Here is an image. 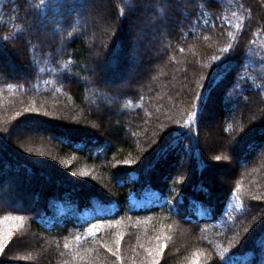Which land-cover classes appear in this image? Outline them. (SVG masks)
Listing matches in <instances>:
<instances>
[{"label":"trees","instance_id":"trees-1","mask_svg":"<svg viewBox=\"0 0 264 264\" xmlns=\"http://www.w3.org/2000/svg\"><path fill=\"white\" fill-rule=\"evenodd\" d=\"M263 1L0 0V264H151L160 243L158 264H264ZM138 24L149 55L166 44L144 61L156 76L106 84L142 56ZM202 91L213 144L191 115ZM177 121L191 135L162 137ZM25 124L46 148L13 143ZM204 149L234 164L227 183Z\"/></svg>","mask_w":264,"mask_h":264},{"label":"rangeland","instance_id":"rangeland-1","mask_svg":"<svg viewBox=\"0 0 264 264\" xmlns=\"http://www.w3.org/2000/svg\"><path fill=\"white\" fill-rule=\"evenodd\" d=\"M264 2V1H263ZM264 5V4H263ZM264 10V9H263ZM101 18L104 19V21L108 22V15L107 14H104L101 16ZM143 24L140 25L139 27V24H138V28H136L135 31H133V39L136 40V38H139L138 40H141V42H143V45L141 48H139L140 50L143 49V52H142V56L139 57V59L137 58V60L135 61L134 64H132L131 61H133L131 58L129 59L130 60V65L129 67L125 68V70H123V75L122 73L119 75V76H116V78H114V81L116 82H113V83H108L106 82V84H110V85H113V86H118V87H121L123 88L126 84H128V81H132L134 79L140 81V85L141 87H147L148 86V81L149 78H154L156 76V73L153 75V74H148V71H150V67L145 64L144 61H148L149 58L153 57L154 59L156 60H160L163 56V48L166 46V44H162V45H158V50L156 52H153L151 55L148 54V50L149 52L151 51V43L150 42H146V40L144 39V32L140 33L141 32V29L143 28ZM138 29V30H137ZM143 34V35H142ZM152 40H155L154 37L152 38ZM134 42V41H133ZM135 43V42H134ZM131 44V41H130V45L127 44L124 48V51L122 50L121 51V54L119 55V59H121V61H123V56L127 57L130 55V51L131 50H134V47L136 44ZM129 45L128 47V51H127V46ZM136 64V65H135ZM89 68V67H88ZM156 68V71H157V74H158V66H155ZM206 99L204 97V102L203 104L199 107V109L197 108L196 111H202V109H204V111L202 112V115H203V125H202V128H201V131H200V137L202 136H208V139H210L209 143H211L212 139L213 140H216L217 139V135H216V129H217V125H218V121H217V114H215L213 112V110L215 109L216 107V102L215 100L212 101V100H207L208 102L205 103ZM204 103L206 105H204ZM203 105L205 106L203 108ZM195 111V112H196ZM99 115H102V111L99 110L98 111ZM105 116V120L106 121H110V116L109 115H104ZM45 129L44 126H41V125H32V124H25L23 126H20L18 127L17 129H15L14 131V135L12 134L13 136V143H17L19 140H21V138L23 137V143H18L21 144L20 146L23 147V150H25V154L27 153H30L31 150L29 147L31 146H39V145H43L47 146V144L44 143V141H42V139L40 138L41 136V133L42 131ZM213 144V142L211 143ZM30 145V146H29ZM29 146V147H28ZM231 142L229 143V149L231 147ZM35 149V148H34ZM217 149V148H216ZM41 153V152H40ZM216 153V152H215ZM43 154V153H42ZM204 154L206 156V159L209 161V163H213V165H216L215 167L218 169L216 175H217V181L221 184H225L227 183L228 179L231 177V174H232V168L234 167V164H229L231 163L230 162V159L225 156V155H222V154H214V155H209L208 154V151L204 149ZM219 156L220 159L217 160L215 157ZM75 172V171H73ZM84 173H89L87 171H79L78 174L82 175ZM98 191L103 195L104 194V191L102 188H97ZM98 192V193H99ZM155 192H146L144 194V196L142 197H137L135 195L131 196V201L133 203H135L137 206H141L143 204H148L150 202H152V198L154 196ZM0 196L1 198H3L5 201H8L10 204H13L14 203V198H9V196L7 197L5 193H0ZM109 198V197H107ZM114 205L111 204L109 207L112 208ZM104 208L103 207H100V206H97L96 209H91V208H88V209H84L80 215L83 217V218H90L93 214H95L96 212L98 211H102ZM8 223L6 224H9L8 227L11 228V227H14V226H18V227H22L23 225L21 224V219L19 218H9L7 220ZM204 254V251H202V255ZM209 258L210 256L208 257H205V258H199V262H201V264L203 263H206L207 261H209ZM197 262V261H195ZM194 262V263H195Z\"/></svg>","mask_w":264,"mask_h":264},{"label":"snow or ice","instance_id":"snow-or-ice-1","mask_svg":"<svg viewBox=\"0 0 264 264\" xmlns=\"http://www.w3.org/2000/svg\"><path fill=\"white\" fill-rule=\"evenodd\" d=\"M43 6V0H42V4H41V7ZM226 59V58H225ZM207 87V85L205 86ZM204 102V95H203V91L201 92V95L199 97V102L198 104L196 105V107L199 109V107L203 104ZM36 111H39L38 109ZM192 118L193 119H198L199 117V111H196V112H193L192 114ZM165 133H170V135H174V138L179 140L180 138H187L188 136L191 135V129L190 127H185L184 125H181L179 121L176 122V126L171 128V129H168L166 130L162 137L164 136ZM3 134H0V138H2ZM161 137V139H162ZM217 160L220 159L219 156L215 157ZM123 163L125 164H132L133 161L131 160H126V161H123ZM262 220H264V216L261 217ZM8 235H10V232L8 233ZM7 237L6 236H0V250L3 249L4 247V240L6 239ZM119 245V241H117V247ZM166 245L163 244V243H160L158 244L157 246V249L156 251L154 252H151L150 255H151V264H158L157 262V256L159 255V253L163 250V248L165 247ZM110 252L113 251L112 248H109L108 249ZM221 264H233V261H232V256L229 255L227 257H225Z\"/></svg>","mask_w":264,"mask_h":264}]
</instances>
